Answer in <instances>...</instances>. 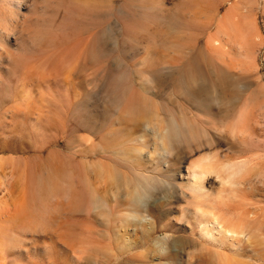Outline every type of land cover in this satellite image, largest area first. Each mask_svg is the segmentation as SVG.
<instances>
[{"label": "rangeland", "instance_id": "obj_1", "mask_svg": "<svg viewBox=\"0 0 264 264\" xmlns=\"http://www.w3.org/2000/svg\"><path fill=\"white\" fill-rule=\"evenodd\" d=\"M246 159L264 163V0H0V264H216L183 191ZM253 181L221 209L264 206Z\"/></svg>", "mask_w": 264, "mask_h": 264}, {"label": "bare ground", "instance_id": "obj_2", "mask_svg": "<svg viewBox=\"0 0 264 264\" xmlns=\"http://www.w3.org/2000/svg\"><path fill=\"white\" fill-rule=\"evenodd\" d=\"M235 25V29L225 30L226 39L233 42V47L243 54L241 52L245 50L249 38L245 29H242L238 23ZM249 37L250 40H255L253 33L249 32ZM71 72L68 71L64 75H69ZM244 134L242 128L235 131L228 127L224 132V136L229 139L236 138L237 142L241 141ZM229 164L226 165L227 170L221 172L216 164L204 163L197 166L198 173L196 168L192 175L190 174L189 190H184L183 194L190 198L193 204L190 211L197 225L191 228L192 232L197 237V241L204 242L206 245L204 253L215 259L216 264H246L236 255L244 247H249V251L256 256L257 262L254 264H264V238L260 239L258 235L259 228L264 227V206L243 202L242 209L238 213L229 209L224 211L220 206L221 203L227 204L239 198V191L242 189L252 190L253 178L259 177L264 180V163L259 164L246 159L236 164ZM211 172L216 173L221 179V182L218 181L220 192L217 195L208 192L206 182Z\"/></svg>", "mask_w": 264, "mask_h": 264}]
</instances>
